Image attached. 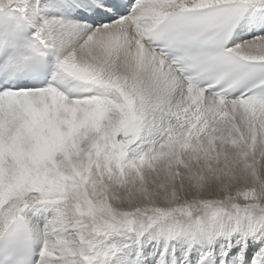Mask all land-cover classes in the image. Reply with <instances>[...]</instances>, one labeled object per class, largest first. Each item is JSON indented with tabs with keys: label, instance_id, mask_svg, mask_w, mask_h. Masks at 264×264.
<instances>
[{
	"label": "snow or ice",
	"instance_id": "obj_1",
	"mask_svg": "<svg viewBox=\"0 0 264 264\" xmlns=\"http://www.w3.org/2000/svg\"><path fill=\"white\" fill-rule=\"evenodd\" d=\"M0 264H264V0H0Z\"/></svg>",
	"mask_w": 264,
	"mask_h": 264
}]
</instances>
